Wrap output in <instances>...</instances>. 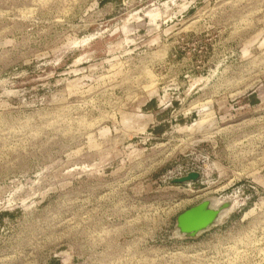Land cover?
Listing matches in <instances>:
<instances>
[{
    "label": "rangeland",
    "instance_id": "1",
    "mask_svg": "<svg viewBox=\"0 0 264 264\" xmlns=\"http://www.w3.org/2000/svg\"><path fill=\"white\" fill-rule=\"evenodd\" d=\"M0 264H264V0H0Z\"/></svg>",
    "mask_w": 264,
    "mask_h": 264
},
{
    "label": "water",
    "instance_id": "2",
    "mask_svg": "<svg viewBox=\"0 0 264 264\" xmlns=\"http://www.w3.org/2000/svg\"><path fill=\"white\" fill-rule=\"evenodd\" d=\"M200 173L195 170L185 175L176 177L171 182H186L196 180ZM232 205L228 199L218 204H213L211 199H203L177 214L175 219L176 233L182 237H195L200 232L208 229L218 222L223 210Z\"/></svg>",
    "mask_w": 264,
    "mask_h": 264
},
{
    "label": "bare ground",
    "instance_id": "3",
    "mask_svg": "<svg viewBox=\"0 0 264 264\" xmlns=\"http://www.w3.org/2000/svg\"><path fill=\"white\" fill-rule=\"evenodd\" d=\"M212 203H216V201H213V200H212Z\"/></svg>",
    "mask_w": 264,
    "mask_h": 264
}]
</instances>
